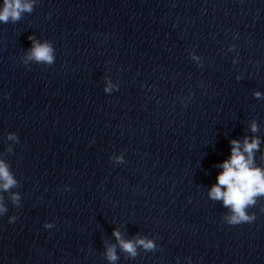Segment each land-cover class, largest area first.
I'll return each mask as SVG.
<instances>
[{"label": "water", "instance_id": "95a60500", "mask_svg": "<svg viewBox=\"0 0 264 264\" xmlns=\"http://www.w3.org/2000/svg\"><path fill=\"white\" fill-rule=\"evenodd\" d=\"M28 2L0 22V160L17 181L0 190V264H113V247L115 264H264V197L235 226L209 198L232 140L259 138L264 168V0ZM34 42L54 64L29 59ZM115 231L155 248L133 257Z\"/></svg>", "mask_w": 264, "mask_h": 264}, {"label": "clouds", "instance_id": "9594fccd", "mask_svg": "<svg viewBox=\"0 0 264 264\" xmlns=\"http://www.w3.org/2000/svg\"><path fill=\"white\" fill-rule=\"evenodd\" d=\"M33 7L34 4L28 0H4V6L0 9V22L7 23L10 19L19 21L22 13L32 12ZM30 39L34 40L32 37ZM29 59L35 60L37 63L52 65L56 60L55 49L48 43L34 42ZM119 89L118 84L109 81L105 94L111 95L118 92ZM259 95L257 93V97ZM252 131H258L255 124L252 126ZM8 139L19 142V138L15 134H10ZM260 144L259 138H246L243 143L232 140L230 158L218 165L222 171L217 176V183L209 191V198L215 201H223L224 206L230 209L231 215L226 217V222L230 226L254 223L257 219L255 214L249 215L247 213V208L255 206L257 199L264 197V168L257 167L255 163V153L259 151ZM117 161L125 163L123 156L118 157ZM16 183L17 181L11 174L8 165L0 160V190L7 191ZM13 199L19 204L21 197L16 195ZM6 212L7 208L0 199V215ZM16 221L17 217H12L9 223L15 224ZM44 227L51 230L54 225L46 223ZM114 235L119 241L120 247L133 257L137 254V245L143 246L146 250L155 248L154 242L150 240L125 241L118 231H115ZM108 259L113 264L117 261L118 256L115 247L109 249ZM189 264H192L191 259H189Z\"/></svg>", "mask_w": 264, "mask_h": 264}]
</instances>
